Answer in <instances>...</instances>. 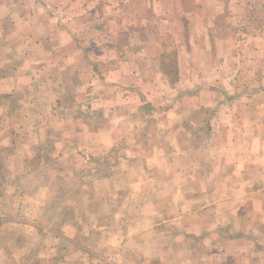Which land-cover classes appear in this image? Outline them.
Wrapping results in <instances>:
<instances>
[{"label":"rangeland","instance_id":"obj_1","mask_svg":"<svg viewBox=\"0 0 264 264\" xmlns=\"http://www.w3.org/2000/svg\"><path fill=\"white\" fill-rule=\"evenodd\" d=\"M164 2L165 19L136 29L133 48L126 35L112 45L108 21L98 34L80 16L89 28L81 48L105 75L100 88L71 66L60 73L75 83L63 92L42 85L30 93L38 100L8 101L0 126L15 133L0 139V264H162L138 259L162 205H216L204 191L207 168L234 173L239 158L264 156V0ZM191 12L204 20L189 22ZM105 61H118L119 78H106L114 70Z\"/></svg>","mask_w":264,"mask_h":264},{"label":"crops","instance_id":"obj_2","mask_svg":"<svg viewBox=\"0 0 264 264\" xmlns=\"http://www.w3.org/2000/svg\"><path fill=\"white\" fill-rule=\"evenodd\" d=\"M212 2L217 3L218 0H203L201 6L198 0H194L198 9ZM179 3L183 5V0H170L173 9ZM164 4V0H0V101L5 104L0 106V116L11 114L8 101L17 104L20 99L38 100L39 97L30 93L34 90L39 92L42 85L46 86L48 95L63 92L67 84L75 83H70L60 73H67L71 66L82 67V76L87 73L91 76L88 88L93 84L100 88L105 75L99 74L96 70L98 65L90 61V55L81 48L79 41L89 30L80 22L81 15L82 21L94 22L92 26L98 34L102 32L97 23L108 21L107 26L113 28L108 32L106 28L104 35H110L112 45L122 44L124 41L120 37L126 35L127 45L133 48L132 38L136 29L144 27L151 19H165L158 13L164 11ZM191 14L186 15L190 17L189 22L204 20L200 15ZM207 31L208 35L214 32L212 28ZM143 32L149 35L148 28ZM190 35L193 36L191 32ZM121 44L120 47L124 48ZM92 49H98V46ZM136 52L143 57L141 52ZM138 59L136 56L133 59L136 62L129 67L134 69L135 64H140ZM104 64L114 70L106 76L107 79L114 73L119 78L118 61L113 64L105 61ZM160 67L163 68L162 63ZM177 68L179 78L178 64ZM166 74L169 76L167 71ZM84 84L82 80V86ZM224 128L225 124L213 126L209 133L216 136ZM95 130L98 137L104 133L102 131H108ZM13 133L10 127L0 126V139ZM222 164H226L225 160ZM236 164L234 173L228 169L225 171V167L220 170L211 166L203 174V179L208 181L204 191L213 198L212 201L219 198L216 205L209 200H203L209 201L207 205H200L203 203L201 200L190 204L182 201L162 205L157 229L146 228L142 233L145 247L138 259H155L162 264H264V156L257 155L252 160L239 158ZM251 170L255 174H250ZM170 176L182 179L184 174ZM232 179L238 182L236 191L239 194L234 205L230 197L234 187ZM152 219L148 215L141 222L148 225ZM154 237L158 242L151 255L148 249Z\"/></svg>","mask_w":264,"mask_h":264}]
</instances>
